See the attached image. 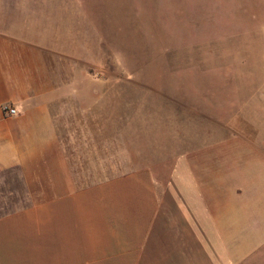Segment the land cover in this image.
<instances>
[{"label":"rangeland","instance_id":"obj_1","mask_svg":"<svg viewBox=\"0 0 264 264\" xmlns=\"http://www.w3.org/2000/svg\"><path fill=\"white\" fill-rule=\"evenodd\" d=\"M41 1L57 5L35 12L51 13L39 20L56 27V65L72 93L63 102L83 118L62 133L81 124L99 132L98 151L89 133L88 170L75 177L88 188L104 183L85 207L90 235L73 229L60 240L67 250L42 253L41 263L92 262L119 250L116 264H130L174 161L203 133H225L226 124L232 133L249 115L264 129V0Z\"/></svg>","mask_w":264,"mask_h":264},{"label":"crops","instance_id":"obj_2","mask_svg":"<svg viewBox=\"0 0 264 264\" xmlns=\"http://www.w3.org/2000/svg\"><path fill=\"white\" fill-rule=\"evenodd\" d=\"M56 8L51 1L0 0V264H43L42 253L67 250L60 240L73 229L90 235L85 207L90 192L104 188L103 180L88 188L75 177L88 170L89 133L98 151L99 132L81 124L62 133L83 118L63 102L72 93L68 73L56 65V27L39 20L51 13L35 12ZM6 104L16 114H5ZM80 110L88 116V104ZM242 121L232 133L227 124L225 133H203L202 144L174 161L130 264H264V129L255 115ZM14 203L27 205L10 208ZM120 257L113 250L79 264H116Z\"/></svg>","mask_w":264,"mask_h":264},{"label":"built area","instance_id":"obj_3","mask_svg":"<svg viewBox=\"0 0 264 264\" xmlns=\"http://www.w3.org/2000/svg\"><path fill=\"white\" fill-rule=\"evenodd\" d=\"M2 110L5 114H8V115H14L16 114V109H14L12 106L6 104L2 107Z\"/></svg>","mask_w":264,"mask_h":264}]
</instances>
